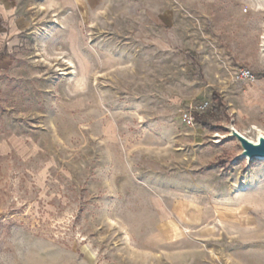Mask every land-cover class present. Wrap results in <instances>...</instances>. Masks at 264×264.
Wrapping results in <instances>:
<instances>
[{"label": "rangeland", "instance_id": "obj_1", "mask_svg": "<svg viewBox=\"0 0 264 264\" xmlns=\"http://www.w3.org/2000/svg\"><path fill=\"white\" fill-rule=\"evenodd\" d=\"M11 8L33 28L0 36V264H264V160L230 132L264 136V0Z\"/></svg>", "mask_w": 264, "mask_h": 264}, {"label": "crops", "instance_id": "obj_2", "mask_svg": "<svg viewBox=\"0 0 264 264\" xmlns=\"http://www.w3.org/2000/svg\"><path fill=\"white\" fill-rule=\"evenodd\" d=\"M17 0H0V36H20L23 34H29V32L32 30V18L29 16L28 13L19 12L18 10H15L11 8V5L15 4ZM48 4H58L60 6H70V8L73 6L75 8L74 12L70 13V15L67 18L63 19H70V20H79L82 21L84 19L83 15V9L85 11L88 9H92V6L98 5L100 3V0H47ZM85 6H84V5ZM87 13V11H86ZM20 80H23L22 78ZM20 82V81H18ZM0 147L6 148L8 147L7 143L2 139L0 140ZM13 151L18 156L19 160L22 162L21 164L23 166H27L28 173H32L35 169H38L37 167L39 165H42L38 174L44 176V174H47L49 171V167L45 166V164H42V161L44 160L45 153L43 151V148H41L38 145H31L29 143L23 142L22 140H19L18 138L15 139V142L13 144ZM35 174V173H33ZM198 206V205H197ZM200 207L199 211V220L198 221H187L185 218H183L179 213H176L175 216L177 218L176 222H182L184 225H201V229H205V223L203 222L205 218V211L204 208ZM237 224H239L243 228H250L251 226H247L245 224H241V222L237 221ZM253 223V222H252ZM254 224V223H253ZM176 225V224H175Z\"/></svg>", "mask_w": 264, "mask_h": 264}, {"label": "water", "instance_id": "obj_3", "mask_svg": "<svg viewBox=\"0 0 264 264\" xmlns=\"http://www.w3.org/2000/svg\"><path fill=\"white\" fill-rule=\"evenodd\" d=\"M231 137L235 138L242 149L239 158H247L250 162L264 159V136H260L256 142L249 140L234 128L230 129Z\"/></svg>", "mask_w": 264, "mask_h": 264}, {"label": "bare ground", "instance_id": "obj_4", "mask_svg": "<svg viewBox=\"0 0 264 264\" xmlns=\"http://www.w3.org/2000/svg\"><path fill=\"white\" fill-rule=\"evenodd\" d=\"M63 60V59H62ZM63 62L66 64V65H68L69 66V68H68V70H70V73H69V75L70 76H75V65H74V63L72 62V61H70V60H63ZM63 75H65L66 76V73H64ZM264 159H262V161H263ZM245 187V186H244ZM244 189V188H243ZM246 191H248V189H246V190H244V192H246ZM28 264H50V262H49V260L48 259H44V258H42V257H40V256H38V255H35V256H33L30 260H29V262H28Z\"/></svg>", "mask_w": 264, "mask_h": 264}, {"label": "built area", "instance_id": "obj_5", "mask_svg": "<svg viewBox=\"0 0 264 264\" xmlns=\"http://www.w3.org/2000/svg\"><path fill=\"white\" fill-rule=\"evenodd\" d=\"M250 74L247 73L246 76H249ZM209 109V103H205L201 106H199L196 111L200 112V113H204ZM187 118H189L190 120H193V113L191 112L190 114L186 115Z\"/></svg>", "mask_w": 264, "mask_h": 264}, {"label": "trees", "instance_id": "obj_6", "mask_svg": "<svg viewBox=\"0 0 264 264\" xmlns=\"http://www.w3.org/2000/svg\"><path fill=\"white\" fill-rule=\"evenodd\" d=\"M214 97H215V100H218L219 101V98L214 94ZM217 101V102H218ZM219 107L220 106H218L217 108H216V111L217 112H219ZM196 122H199V123H201V124H206V117L205 116H198V115H195V119H194Z\"/></svg>", "mask_w": 264, "mask_h": 264}]
</instances>
